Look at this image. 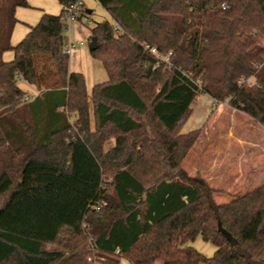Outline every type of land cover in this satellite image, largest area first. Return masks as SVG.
Here are the masks:
<instances>
[{"label":"trees","instance_id":"16d2710c","mask_svg":"<svg viewBox=\"0 0 264 264\" xmlns=\"http://www.w3.org/2000/svg\"><path fill=\"white\" fill-rule=\"evenodd\" d=\"M97 1L108 80L89 94L63 52L66 8L13 45L28 3L0 0V264H264V185L217 204L182 167L202 94L264 125V0Z\"/></svg>","mask_w":264,"mask_h":264},{"label":"rangeland","instance_id":"374dc122","mask_svg":"<svg viewBox=\"0 0 264 264\" xmlns=\"http://www.w3.org/2000/svg\"><path fill=\"white\" fill-rule=\"evenodd\" d=\"M88 7L93 10L91 17L89 19L83 18L82 21H76L75 23L70 24L68 27L65 28L64 34L69 39L70 42L75 43V47L72 48V53L70 55V68L75 72H81L85 75L86 84H87V91L89 94L92 91V88L95 84L105 82L108 80V74L106 69L104 68L102 62L95 58L90 51V38L92 35L91 28L95 25L96 22L102 21H112V15L109 11H107L103 6L98 4L96 0H85ZM81 42L84 44L81 45ZM251 83L254 82V79L251 78L249 80ZM19 85L28 92V94H32L33 86L30 85L25 80H20ZM208 94H202L196 103L193 105L194 116L192 115V119L188 120L183 127L184 131H188V129L192 126H195L199 121L200 117L204 114L203 109L205 111L206 106V99ZM212 98V97H211ZM232 110L231 106L225 102H215L212 99L211 107V133H205V129H203L201 136L198 139V146L195 148V145L191 148L188 152L187 157L182 165L183 170L187 174L189 178L197 179L205 182L208 187L210 186V180L215 176L217 179V183L214 184V187L217 191L214 194L215 200L217 204H224L229 203L234 199V196L237 194H244L249 192V189L253 188L256 183L251 182L253 178H247L246 176L241 178V163L238 161L241 155H245V148L243 151H239L236 148L234 150V145L228 142L229 134L226 133L233 130V132L237 135L242 137L240 134V130L243 125L246 124L241 121H236L233 125L232 123H228L225 120V116L218 121V125H214L213 121L215 120L214 115H216L222 109ZM236 110V109H235ZM238 111V110H237ZM241 111L238 113L240 114ZM228 113V112H227ZM237 113V114H238ZM246 114V113H244ZM246 118H250L251 122L255 124V126L251 125V128L246 127V131L248 134L253 136H264V132L261 131L263 128L261 127V123L256 122L251 116L246 114ZM264 126V125H263ZM196 129V128H195ZM245 132L243 135L246 136ZM247 137V136H246ZM209 139L210 142H209ZM196 142V143H197ZM195 143V144H196ZM114 145V139H111L106 144V149H109ZM232 147V150L230 151ZM211 148V171H209V164L210 161L208 160L210 154H208V149ZM194 149V150H193ZM247 154H251L248 152ZM192 152V153H190ZM243 153V154H242ZM190 156L188 157V155ZM231 154L237 161L234 162H227L225 161V156ZM210 159V158H209ZM218 160V165L215 167V164ZM231 166V167H230ZM195 167V169H194ZM186 168L191 169L193 171V175H190ZM211 174V175H210ZM250 180V183H247ZM253 183V184H252ZM212 184V183H211ZM188 245L194 247L198 251L204 254L206 258H210L214 255L217 247L210 242L204 241L201 237H198L195 241L189 242ZM120 264H132L128 259L121 258Z\"/></svg>","mask_w":264,"mask_h":264},{"label":"crops","instance_id":"0c3cea01","mask_svg":"<svg viewBox=\"0 0 264 264\" xmlns=\"http://www.w3.org/2000/svg\"><path fill=\"white\" fill-rule=\"evenodd\" d=\"M26 1L28 3L27 6L18 7L16 10V17L18 21L15 24L13 34L11 37V42L13 45H17L28 34V32L30 31V28L36 25L40 21L44 13L57 15V14H60L65 9V5H63L60 2V0H26ZM96 2L100 4L97 0ZM92 13H93V10L88 7L87 3H85L84 14L78 21H82L83 18H90ZM14 55L15 54L13 51H7L3 54V59L5 61H12L14 59ZM70 71H73V70L70 68ZM33 89L34 90L32 94H36V92L38 91L37 88L33 86ZM205 99H206L205 101L206 106H205V111L203 109L204 114L200 117L197 124L195 126L190 127L188 131H193L199 128H204V129L206 128L205 133L207 132L208 137H209V134L211 133V119H212L211 110L209 108L211 107L213 98H211V96L209 95ZM194 111L195 109L193 108L192 115L194 114ZM238 112L239 111L235 109H232L230 111L227 110L226 108L222 109V111H219L216 115H214L215 120L213 121V124L215 126L218 125L219 123L217 119L220 120L223 117V115L226 118L225 120H227L228 123L229 122L232 123L233 125L236 123V121H241L242 124L243 122L246 124V126L243 125L244 127H242L241 130L239 131L240 134H242V137L237 136L233 132V130H231L230 132H227L226 130V133L229 134L228 142L231 144V146L233 145L235 146L234 150H236L237 148L239 149V151H243V148H245V153H244L245 155H241L240 159H238V161H240L241 163L240 176H242L241 178L245 176L247 178H253L251 182L256 183V185L253 188L249 189V191H252L264 185V136L262 137H259L258 135L253 136L252 133L248 134V132H245L246 127L251 128V125L255 126V124L251 122L250 118L245 117L246 114H244L243 112H240L239 114ZM192 115L188 119L189 121L190 119H192ZM186 123H188V121ZM261 127L263 128V130L261 129V131L264 132V126L261 125ZM241 132H245L247 137L243 135V133ZM210 140L211 139H209V142ZM197 146H198V142L195 144V148ZM231 150H232V147L230 151ZM247 150H249L248 152H251V154H247L246 152ZM208 154H210L209 156L210 159L208 158V160L210 161L208 168H209V171H211V167H213L211 164V148L208 149ZM189 156L190 154L188 155V157ZM237 158L238 157L235 158L234 156L229 154L225 156V161L234 162V161H237ZM217 165H218V160L215 164V167ZM186 170L189 172L190 175H193L192 174L193 171L191 169L186 168ZM215 176L213 175V178L209 182L211 187H214V184L217 183V179H215ZM247 181H248L247 183H250V180H247Z\"/></svg>","mask_w":264,"mask_h":264},{"label":"built area","instance_id":"2783aa9c","mask_svg":"<svg viewBox=\"0 0 264 264\" xmlns=\"http://www.w3.org/2000/svg\"><path fill=\"white\" fill-rule=\"evenodd\" d=\"M85 0H75L71 5H69L68 7H65L66 8V11H65V20H66V23H67V27L78 21L84 14V10H85ZM89 19V18H87ZM114 30L116 32H119L121 31V27L119 26V24L117 22L114 23ZM81 44H84L83 42H81ZM75 47V43L74 42H70L69 41V44L68 46L63 50L64 53L66 54H71L72 52V48ZM153 52H156L155 49H153ZM163 60L167 61L169 59V55H166V56H161ZM39 91L36 92V94H38ZM36 94H29L28 96H26V99L30 100L32 99ZM89 242L91 244V247L92 246V243H93V238H90L89 239ZM116 253H119V250L117 249L116 250Z\"/></svg>","mask_w":264,"mask_h":264},{"label":"water","instance_id":"95a60500","mask_svg":"<svg viewBox=\"0 0 264 264\" xmlns=\"http://www.w3.org/2000/svg\"><path fill=\"white\" fill-rule=\"evenodd\" d=\"M97 47V43L96 42H92L90 45V50H93Z\"/></svg>","mask_w":264,"mask_h":264}]
</instances>
